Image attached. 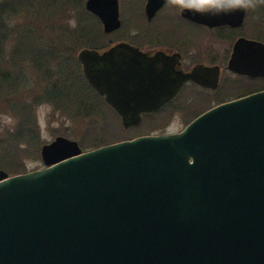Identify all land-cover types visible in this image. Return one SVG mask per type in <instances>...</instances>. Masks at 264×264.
Masks as SVG:
<instances>
[{"label":"water","instance_id":"95a60500","mask_svg":"<svg viewBox=\"0 0 264 264\" xmlns=\"http://www.w3.org/2000/svg\"><path fill=\"white\" fill-rule=\"evenodd\" d=\"M84 1L104 31L117 27V0ZM164 1L148 0L146 15ZM218 11L181 14L206 26H239L245 15ZM234 49L249 51L241 65L264 59L257 39L239 38ZM162 52L120 40L79 47L75 59L128 128L184 78L218 81V71L211 83L196 78L204 65L177 69L172 53L166 82ZM39 156L36 170L0 168V264H264V90L217 103L174 133L89 150L60 134Z\"/></svg>","mask_w":264,"mask_h":264},{"label":"rangeland","instance_id":"374dc122","mask_svg":"<svg viewBox=\"0 0 264 264\" xmlns=\"http://www.w3.org/2000/svg\"><path fill=\"white\" fill-rule=\"evenodd\" d=\"M4 1L8 3V0ZM12 1L14 3L23 1L25 4L26 0ZM35 1L36 5L25 4V8L23 7L26 12V14L24 12L25 17L21 13L23 9L19 10L20 12L15 10L12 14L3 17L7 27L6 34L9 36L1 44L0 76L4 77L3 74H7L10 78L5 82L0 79V168L9 175L13 172H20L22 169L31 171L30 169L41 168L43 161L39 156L40 144L49 142L55 135L62 134L79 141L83 137L89 140L91 135L95 134L99 138L93 140L95 144H108L143 133L153 134V132H160L164 129H180L195 111L200 110L195 105L196 103L189 106L192 101L189 100L190 95H186L182 107H174L172 111L162 110L160 113L144 115L139 125L126 129L120 124L119 115L104 102L102 97L94 99L95 95L84 83L82 77L76 73V67L73 68V65L67 61V58L71 57L75 62L76 55L74 56L73 52H77L79 47L89 45L85 39H81L80 35L74 33L77 27L82 26L83 23L77 20L79 15L73 9L71 0L72 13L69 18L76 21L74 29L68 23L70 20L65 21L66 15L60 10L65 5L62 0H56L55 4L48 0ZM27 2L33 3L34 0H27ZM130 2L133 3L134 0H130ZM121 6L122 15L130 13L129 5L123 3ZM257 8L246 12L245 28L242 29V32L252 37L256 33L254 28L258 29L256 27L258 25L262 28V32L258 34L264 42V6ZM65 23L69 25V34L64 37L65 34L61 35V32L64 30L62 27L65 26ZM23 24L32 27L23 29ZM51 24L55 26L52 27ZM119 30L122 34L126 33V30L122 28ZM185 32H187L186 29L181 32V35H185ZM53 34L61 35V38L57 39L60 42H56V45L51 40ZM198 34L199 36L197 34L196 37L193 36L195 41L191 45H194V48H207L211 46L212 42L222 53V50L228 47L226 44H216L215 38L212 37L214 35L212 30L202 29ZM100 36L101 33L98 32L97 37L94 38V41L97 42L96 47L103 43ZM139 37L138 40L142 41L143 39ZM148 41H151L149 37ZM37 45L40 46L41 52L52 49L57 58L46 60L42 66L33 65L30 57L33 56ZM80 67L78 68L79 72ZM9 85L12 87L10 88ZM51 87L54 89L51 90L52 96L55 97L54 102L40 100L42 93ZM15 105L16 108L21 105L28 107L31 121L25 123L20 109H15ZM42 105L44 107L41 123L38 124L37 109ZM88 108H92V111L86 114ZM4 117H10L13 123H4ZM11 140L18 146L19 152L12 150L4 153L2 145L8 144ZM2 155H6V158H3Z\"/></svg>","mask_w":264,"mask_h":264},{"label":"flooded vegetation","instance_id":"af4514ba","mask_svg":"<svg viewBox=\"0 0 264 264\" xmlns=\"http://www.w3.org/2000/svg\"><path fill=\"white\" fill-rule=\"evenodd\" d=\"M48 1L52 4L56 3V0ZM62 1L63 4L65 3V5L64 7L60 8V10L64 15H66L65 21H68L70 20L69 17H71L72 13V3L70 2V0ZM147 1L148 0H134V2L131 3L130 0H117V18L119 20V24L116 28H110L107 31L103 30L104 25L103 22L100 21V18L97 15H94L88 9L84 8V1L83 8L84 10L89 11L93 15L95 21L98 22L97 29L101 33L100 37L103 41V43L95 47V49L98 48L101 50H106L109 46H113L121 40L133 44V46L137 47L138 49L150 51V53L152 54L156 51L162 50L164 56L161 57L163 54L160 55V60L162 62L157 66V68H161V77L166 80V82H168V78L165 73H167L168 65L170 64L169 56L170 54L174 53L177 55L176 58L179 61L177 69L189 73L192 71L193 66L204 65L210 70H202V72L195 73L196 78L201 81L203 80L204 82L211 83L213 81V72L218 71V81L214 83L213 87H210L205 84L200 85L196 79L184 78L182 83L178 85L176 92L172 94L169 99L165 100L160 106L153 108L151 111H142L140 121L142 119V116L144 115H151L154 112L160 113L162 112V110L172 111L174 107H182L184 105L183 103L185 102L184 97L186 95H190L189 100L192 101V104L189 106H192L196 103L195 105H197L200 110L195 111L194 114H192L187 119L184 124L186 125L187 123L191 122L197 114H202L205 110H207V108L209 109L217 103H224V101H231L236 97L240 98L248 93L252 94L255 93V91L264 90V59L257 55L256 59L253 60V63L251 65H241L238 63L242 60L241 56L245 55L246 52L248 54L249 51H242L240 54H238V51L240 49H234L235 40H238L242 37H246L247 39L254 38L264 44L262 38H260L261 36L258 34L262 32V28L258 25H256L258 29L254 28L256 33L252 37H249L242 32V29L245 28L244 22L247 17V11L244 12V19H242L239 26L224 23L206 26L203 23L195 22L194 19L184 17L183 14H181L182 10L167 5L165 1L161 2L154 13H151L148 17L146 15L147 12L145 8V4L147 3ZM19 2L14 3L12 0H8V3H6L3 0V5H5V8L0 14V23L5 26L3 17H5L7 14H12V12H14L15 10L19 11L23 9L21 13L25 17V4H27L28 6L36 5L35 0L33 3L27 2V0L25 1V4H23V1H21L20 3ZM123 3L129 5L130 9V13L125 16L122 15L123 10L121 5ZM260 7L261 6H258L257 9H259ZM27 16L30 17V15ZM23 23H25L24 20ZM25 27L30 28L32 26L23 24L22 28L25 29ZM5 28L7 30L6 26ZM120 28L126 30V33L122 34L119 30ZM62 29H64V37L68 36V23H65V26L62 27ZM185 29L187 30V32H185V35H181V32ZM200 29H205L206 31L212 30V33L214 34L212 35V37L215 38L216 44H226L228 46L227 49L222 50L221 53L220 49H217L212 42L211 46L207 48H194L195 46L191 45V43L195 41L194 37H196V34L197 36H199L198 33H200L201 31ZM138 37L142 38L144 41H139ZM148 37L149 39H151V41H148ZM100 96L102 97V99L104 98L102 95ZM108 106L110 107L111 105L108 104ZM140 121L138 122V124H133L128 128L139 125ZM182 128H176L174 130L164 129L163 131L153 133L170 134L179 131Z\"/></svg>","mask_w":264,"mask_h":264},{"label":"trees","instance_id":"16d2710c","mask_svg":"<svg viewBox=\"0 0 264 264\" xmlns=\"http://www.w3.org/2000/svg\"><path fill=\"white\" fill-rule=\"evenodd\" d=\"M71 2L73 3V9L76 10V12H78V18L77 20L80 21L82 24V26H78L77 27V30L74 32V33H77L78 35H80V38L82 39H85V42H88L89 45L88 46H91V48H95L97 45L94 41V38L97 37V34H98V29H97V26H96V21H94V17L93 15L87 11V10H84V8L82 7L83 6V1L82 0H71ZM5 8V5H3V1H0V14L2 12V10ZM1 19V18H0ZM51 26H55L54 24H51ZM50 26V27H51ZM74 29V28H73ZM6 28L5 26L0 23V51H1V44L3 42V40H6L7 37V34H6ZM51 33V32H50ZM59 33V32H58ZM63 35L64 33L61 32ZM61 35L58 34V36H56V34L52 35V39L53 40V43L55 44L56 42L59 43L60 40H57V39H60L61 38ZM19 45V44H18ZM56 45V44H55ZM61 45V44H60ZM35 52L33 53V56L30 57L32 58V63L33 65L37 66V65H41L42 64H45L46 63V60L48 59H53V58H57L56 54H54V51L51 49H48L47 51H44V52H41V48L40 46H36V49L34 50ZM74 53V56L76 55V52H73ZM25 56H28L27 54H25ZM67 61L68 63H71L73 65V68L76 67L75 71L77 74H79L81 77H82V80L84 81V83L89 87L90 91L92 92V94H94L95 98L94 99H99L101 96L100 94H97L94 90H93V87L90 85V84H87L85 79H84V76L83 74L81 73V71L79 72L78 71V68L80 67V63L78 62H74V59L69 57L67 58ZM78 66V67H77ZM81 68V67H80ZM72 69V68H71ZM58 71V70H57ZM56 71V73H57ZM54 74V73H53ZM3 76H0V79L2 80L3 79V82H5V80H7L8 78H10L9 76H7V74H3ZM18 81V80H17ZM10 88L12 87V85H9ZM51 90H54L52 87L51 88H48L46 91H44L40 97V100L42 99V101H51L54 102L55 100V97L52 96V93H51ZM1 91V89H0ZM15 109H20L19 111H21L20 113H22V117L24 118V122L25 123H28V121H31V118L29 116V112L30 110L28 109V107L26 108L25 106L21 105L20 107H17L16 108V105L14 106ZM92 108H88L87 111L85 112L86 114L90 113L92 110ZM66 137V136H65ZM95 139H99L95 136V134H92L91 137L89 138V140H86L84 137L81 138V140L77 141L78 145L80 147H82L83 149L85 148L86 150L87 149H92V147H98V146H101L102 144L101 143H96L93 141ZM4 146L3 149L5 150L4 153H7L9 151H12L13 152H19V149H17L18 146H16L15 143L12 142V140L6 144V145H2ZM13 154V153H12ZM3 156V155H2ZM3 158H6V155L3 156ZM22 171H27V170H20V172ZM20 172H13L14 174L15 173H20Z\"/></svg>","mask_w":264,"mask_h":264},{"label":"clouds","instance_id":"9594fccd","mask_svg":"<svg viewBox=\"0 0 264 264\" xmlns=\"http://www.w3.org/2000/svg\"><path fill=\"white\" fill-rule=\"evenodd\" d=\"M165 3L171 7L179 8L180 10H188L205 14L211 9H218L215 15H228L238 11H248L256 9L258 6H264V0H165ZM71 27H76V21H68ZM43 105L37 109V122L41 123V114ZM4 123L12 124L10 117H4Z\"/></svg>","mask_w":264,"mask_h":264}]
</instances>
